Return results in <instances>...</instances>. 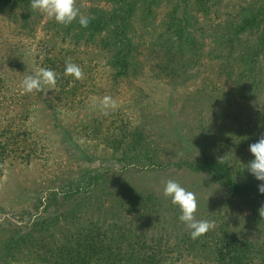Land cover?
I'll use <instances>...</instances> for the list:
<instances>
[{"label": "rangeland", "instance_id": "1", "mask_svg": "<svg viewBox=\"0 0 264 264\" xmlns=\"http://www.w3.org/2000/svg\"><path fill=\"white\" fill-rule=\"evenodd\" d=\"M247 1L217 0L220 18L210 20L211 24L221 22L233 6H243ZM173 2L175 0H151L147 3L146 6L153 7L152 15L147 17L151 22L146 26L145 33L142 34L137 27L138 31L129 34L134 41L142 34L141 50L136 59L141 69H138L136 76L122 79L116 86L109 79L112 72L108 64L110 53L100 46L96 35L88 42L84 37L64 35L61 31L63 25L33 11L30 0L26 8L23 3L0 4V127L9 125L8 129L13 133L25 132L37 144L35 154H31L28 160L20 159L19 154L7 157L0 163V243L16 229L29 225L34 215L40 213V217H45L51 214V207L47 211H42V208L48 203L50 188L57 185L55 180L72 178L75 172L89 171L93 167H105L112 163L118 166L107 157L102 159V145H95L103 138H95L94 133H84L80 142H74V151L81 152L78 157L75 152L67 150L68 140L74 141L77 135L76 129L66 133L67 128L73 127V118L85 117L86 120V115L94 114L102 117L104 127L114 123L113 127L108 126L111 132L117 131L120 121L129 119L128 127L131 131L142 132L143 142L133 151L128 150L126 143H121L118 152L139 155L146 151L153 154V163L159 165L140 169L137 163L127 159L130 160L127 163L133 162V165L124 172L108 174V181L105 179L102 183L111 188L110 193L100 194V182L91 190V198L82 201L79 210H87V216L96 215L98 207L117 208L113 199L127 200L122 202L128 208L131 205L129 202L138 193L152 195L157 200L158 213L148 216L150 229L155 233H174L173 230L183 224L178 219L180 212L176 213V206L163 196L164 181L173 179L196 194L198 208L195 215L198 220L215 221L216 228L219 224H225L228 229L232 227L245 237L264 241V227L257 223L250 225L253 221L248 218L251 205L246 200L229 196L206 172H192L175 166L180 160L192 161L197 165L202 149L223 141L226 135L232 140L235 138L231 141L230 154L225 155L230 159L228 165L234 170V176L242 179L240 174L247 171L246 165L253 157L248 149L241 150L235 142L242 133L239 129L241 126L254 115L264 114V86L255 95L233 90L226 82L221 59L214 57L217 48L210 37H204L199 59L183 70L180 68L176 76L157 73L152 67L154 59L148 47L161 31L162 19L171 10ZM76 3L81 14L87 16L96 9L106 14L122 6L121 2L110 4L106 0H76ZM135 6L143 5L138 3ZM21 15L26 17L23 19ZM130 18L145 19L138 7ZM208 22L203 17L201 25L208 26ZM63 56L64 59L71 57L72 62L77 61L76 64L84 71L82 80L86 85L78 89L82 91L76 96L77 106L72 109L68 105L63 106L64 103L62 105L53 98L55 95L52 92H46L47 87L39 92L40 96L33 92V97L27 98V103L24 99H18L16 104L24 76L44 67L41 64L43 59H61ZM104 96L112 97L118 105L115 109H108V115L92 105V98L101 99ZM240 136L244 138L245 135ZM7 149L11 152L15 148L8 145ZM221 150L220 154L224 155L225 147ZM84 196L79 195L77 200L84 199ZM39 202L41 208L36 210ZM101 213L98 211V214ZM60 224L67 226L68 222ZM173 240L170 238L169 244ZM183 264L197 263L188 258Z\"/></svg>", "mask_w": 264, "mask_h": 264}, {"label": "trees", "instance_id": "2", "mask_svg": "<svg viewBox=\"0 0 264 264\" xmlns=\"http://www.w3.org/2000/svg\"><path fill=\"white\" fill-rule=\"evenodd\" d=\"M28 1L0 0V4L23 3L26 8ZM106 1L110 4L121 2L122 6L106 14L100 9L93 10L88 15L91 19L87 28L81 27L77 20L66 27L62 26L61 31L73 38L84 37L87 42L96 35L100 46L110 53L108 64L112 72L109 79L116 86L122 79L136 76L138 69H141L136 59L141 50L142 34L151 22L147 17L152 15L153 6H146L151 0ZM138 3L143 6H135ZM216 5L217 0H175L171 10L162 19L161 31L148 47L154 59L152 67L159 74L176 76L180 68L183 70L189 63L199 59L204 37H210L217 48L214 57L221 59L220 64L225 67L226 82L233 90L255 95L264 86V0H249L243 6H233L221 22L212 25L210 20L220 18ZM137 7L144 20L130 18ZM203 17L209 20L208 26L201 25ZM137 27L142 34L134 41L129 34L138 31ZM63 59L64 56L41 61L44 67L57 73L55 88L46 92H52L56 101L72 109L77 106L78 101L75 99L82 91L78 89L86 83L64 75L66 59ZM59 65L61 67L57 68ZM30 97H33L32 93L23 94L21 90L15 103L18 99H24L27 103ZM84 118L74 117L71 122L73 127L67 128L66 133L73 129L77 132L74 141L68 140L67 150L75 152L74 142H80L84 133H94L95 138L104 139L95 145H102V159L107 157L118 166L112 163L105 167H93L89 171L75 172L72 178L55 180L57 185L50 188L48 203L42 208V211H47L51 207L53 211L45 217H40V213L34 215L29 225L16 229L0 243V264H183L188 258L197 264H264V241L245 237L242 232L232 230V227L228 229L225 224H219L217 228L215 226L216 229L209 230L197 239L190 237L189 230L183 224L174 229V233L153 232L148 216L158 213V204L152 195L138 193L129 202L131 205L128 208L122 202L127 200L113 199L117 208L98 207V211L103 213L98 214L97 211L90 219L85 214L87 210L84 212L79 208L83 200L91 198V190L100 182V194L110 193L111 188L102 184L105 179L108 181V174L111 176L124 172L133 162L140 169L159 164H154L153 154L146 151L139 155L118 152L121 143H126L128 150L133 151L135 146L143 142L142 132L131 131L128 127L129 119L120 121L117 131L111 132L108 126L113 127L114 123L104 127L100 115H86V120ZM8 126L0 127V163L7 157L19 154L20 159L28 160L31 154H35L37 144L25 132L13 133ZM239 129L245 136L242 138L239 134L235 143L245 151L264 133V114L254 115ZM234 140L225 135L223 141L202 149L197 165L192 161L180 160L175 166L192 172H206L229 196L246 200L251 205V217L248 218L253 221L250 225L257 223L262 228L264 217L258 214L259 207L264 204V194L258 192L261 182L246 170L240 174L242 179L238 180L228 165L230 159L225 156L230 154L233 146L231 141ZM8 145H14L15 149L9 152ZM224 147L225 153L222 155L220 152ZM79 151L75 152V156L81 155ZM221 157L222 162H218ZM127 159L133 162L127 163L130 161ZM81 194L86 196L78 201L77 197ZM93 199L97 200L95 197ZM40 203L36 210L41 208ZM60 222H68V225L61 226ZM170 238L174 239L171 244Z\"/></svg>", "mask_w": 264, "mask_h": 264}, {"label": "clouds", "instance_id": "3", "mask_svg": "<svg viewBox=\"0 0 264 264\" xmlns=\"http://www.w3.org/2000/svg\"><path fill=\"white\" fill-rule=\"evenodd\" d=\"M30 7L33 11H38L46 16L47 19L57 24L68 26L77 21L81 27L87 28L90 17L83 15L80 8L77 7L76 0H30ZM65 76H71L75 80L84 78L83 69L72 62L71 57L65 60ZM57 82V73L49 68L40 67L34 74L25 75L21 81L20 87L23 94L39 93L47 87L54 89ZM93 107H98L104 115H108V109L118 107L117 102L110 96H104L101 99L92 98ZM249 152L253 159L246 165L247 171L257 181L258 192L264 194V133L260 135L255 143L249 145ZM218 162H222V157ZM163 196L169 198L170 202L177 206L180 212L178 217L185 227L189 230L190 237L197 239L206 234L209 230L215 228V221L198 220L196 212L198 208L196 194L185 189L180 183L173 179L164 181ZM260 217H264V204L258 209Z\"/></svg>", "mask_w": 264, "mask_h": 264}]
</instances>
